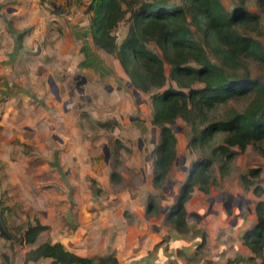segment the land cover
I'll return each instance as SVG.
<instances>
[{
  "label": "crops",
  "instance_id": "crops-1",
  "mask_svg": "<svg viewBox=\"0 0 264 264\" xmlns=\"http://www.w3.org/2000/svg\"><path fill=\"white\" fill-rule=\"evenodd\" d=\"M92 2L0 0V83L11 94L0 114L3 215L12 225L14 220L26 223L38 218L49 227L33 244L23 243L21 237H0V264L2 253L9 257L7 264H51L49 257L25 260L28 251L46 241L61 242L82 257L113 254L119 264H253L250 257L254 253L243 237H205L203 244L202 237H184L172 226L165 228L154 215H147L149 187L138 191L114 186L112 160L103 163L95 157L86 166L78 161L79 166L69 169L77 180L72 183L65 179L63 158L58 164L55 155L54 118L39 111L36 104L37 83L49 81L54 70L68 69L84 76L105 59L117 60L93 41ZM39 71L43 76L39 77ZM15 85L10 92L9 87ZM32 87L34 92L29 90ZM64 171L68 175L69 171ZM89 174L100 178L102 184L97 188L82 184L80 178ZM203 196L206 193L195 188L187 200L188 223L192 210L200 216V202L198 207L193 203ZM21 207L27 212L19 210V216L10 215L9 211ZM70 210L73 219L68 222ZM31 213L36 217L32 219ZM249 227L239 223L237 231L245 232ZM166 232L171 237H164ZM256 261L261 258L256 257Z\"/></svg>",
  "mask_w": 264,
  "mask_h": 264
},
{
  "label": "trees",
  "instance_id": "trees-1",
  "mask_svg": "<svg viewBox=\"0 0 264 264\" xmlns=\"http://www.w3.org/2000/svg\"><path fill=\"white\" fill-rule=\"evenodd\" d=\"M264 8V0H259ZM92 35L94 43L114 56L130 83L138 91L148 93L153 107L152 123L159 130L158 142L152 154V185L163 189L171 178L170 172L178 157L175 125L183 119L190 128L189 147L203 151L192 160L186 179L182 182L165 221L179 233L190 231L186 202L198 188L209 193V180L215 164L220 167L233 160L238 147L244 151L249 145L264 143V84L252 77L247 67L248 58L264 64V44L257 32L260 16L250 11L244 1L226 7L222 0H93ZM128 22L126 34L118 41L115 31ZM160 48L170 65L166 73L164 60L148 44ZM208 47L216 56L212 60ZM199 85V86H198ZM234 98L249 99L245 108L230 109L222 117H211L209 111ZM106 125V123H101ZM223 134L224 143L210 147L212 138ZM258 147V146H257ZM262 150L264 155V149ZM210 151V153H209ZM259 168L249 171L252 179L243 176L246 187L254 185L257 196L264 194V186L253 178ZM121 173H111V180L119 183ZM163 197V196H162ZM161 197V198H162ZM164 198V197H163ZM161 210L154 195L148 196L147 215ZM257 222L243 233L244 244L254 253L253 264H264V199L255 206ZM49 227L38 218L26 222L20 235L23 243L33 244ZM0 234L6 239L17 238L3 221ZM206 233L202 232L203 244ZM52 258L51 264H119L113 254L96 258L82 257L68 250L61 242L39 244L26 254V262ZM256 257L261 258L258 263ZM3 263L8 255L2 253Z\"/></svg>",
  "mask_w": 264,
  "mask_h": 264
},
{
  "label": "rangeland",
  "instance_id": "rangeland-1",
  "mask_svg": "<svg viewBox=\"0 0 264 264\" xmlns=\"http://www.w3.org/2000/svg\"><path fill=\"white\" fill-rule=\"evenodd\" d=\"M170 3H181L182 0H168ZM245 2L248 10L254 11L260 16V26L257 32L253 27L246 29L254 32L259 41L264 44V8L259 0H222L228 7H234L235 3ZM128 22L122 23L115 31L118 41L126 34ZM149 48L157 53L165 62L166 73L170 76V65L163 57L162 51L152 42ZM210 58L216 61V56L206 47ZM110 60V61H109ZM103 60L100 67L93 72L85 73L84 76L76 78V72L68 69L51 71L49 81L42 80L37 83L36 104L39 111L42 110L52 116L55 121L54 145L57 163H61L63 158L64 169H61L65 179L72 183L78 177H74L69 169L79 166L81 161L84 166L89 165V159L98 157L104 163L112 160V171L124 173L122 181L114 183V186L138 190L149 187V195H154L162 205V211L154 213V217L165 228L172 226L165 221L167 210L173 203V197L178 193L182 182L186 179L192 160L198 148L189 147L190 128L186 122L179 118L175 125L177 136L178 157L174 163L170 176L172 177L169 187L157 189L152 182V150L158 142L159 128L152 123L153 107L150 94L139 91L134 94V87L130 83V78L124 72L118 60L112 57ZM246 64L252 77L259 79L264 84V64L252 58L246 60ZM2 71L0 70V74ZM43 73L39 71V77ZM85 78L84 82L83 78ZM50 79H52L50 81ZM79 82H81L79 84ZM27 84V83H26ZM4 83H0V114L4 111L6 103L10 100V95L4 90ZM199 86V85H198ZM10 88V92L14 90ZM19 86L17 85V90ZM29 89V88H27ZM81 89L83 91H81ZM29 90L34 92L33 87ZM249 99L234 98L227 103L217 105L209 111L210 116L222 117L230 109L241 110L248 104ZM101 123H106L102 125ZM224 135L218 134L212 138L210 147L224 143ZM264 149V143L257 144ZM257 146L249 145L244 151L238 147H232L236 152L232 161L220 167V163L215 164L214 174L209 180L210 192L203 196V199L194 201L193 206H202L200 216L195 210L190 216V231L182 234L184 237H202V232L207 233L206 237H243L244 229L237 231L239 223L253 228L257 222L255 206L258 200L264 199V194L260 197L255 195L251 185L246 187V181L242 179L246 176L252 179L249 171L259 168V177L253 178L264 186V155ZM210 153V151H209ZM185 158V159H184ZM74 159L77 160L78 164ZM188 168L185 170L184 168ZM69 171L68 175L64 170ZM89 174L81 177L82 184H88L91 188L100 186L101 179L92 177ZM75 188V187H74ZM95 191V190H94ZM101 193H107L101 189ZM75 194L73 193L71 197ZM100 196V194H96ZM110 195L108 194L109 197ZM164 197V200L161 197ZM73 202V200H72ZM5 202L0 199V216L6 227L16 237H20L24 232L26 223L22 220H14L15 225L7 223L5 218ZM168 206V207H166ZM166 207V208H165ZM193 207V208H194ZM27 212L25 209H14L10 215H18V211ZM71 220L72 221V210ZM162 212V214H161ZM4 214V215H3ZM11 216L8 218L11 219ZM19 216V215H18ZM30 216L36 217L31 213ZM189 217V218H190ZM235 221V223H234ZM173 227V226H172ZM169 228V227H168ZM207 231V232H206ZM0 237L1 234H0ZM164 237H171L166 232ZM16 239V238H15ZM14 239V240H15ZM7 247V244L3 246Z\"/></svg>",
  "mask_w": 264,
  "mask_h": 264
},
{
  "label": "water",
  "instance_id": "water-1",
  "mask_svg": "<svg viewBox=\"0 0 264 264\" xmlns=\"http://www.w3.org/2000/svg\"><path fill=\"white\" fill-rule=\"evenodd\" d=\"M79 77H80L79 75L76 76L77 79H78ZM84 81H85V78H83V81H81V82H84ZM81 82H79V84H80ZM129 84H131V83H129ZM81 91H83V90L81 89ZM133 92H134V94H136V95L139 94V91H138L137 89H134ZM184 169L187 170L188 168L186 167V168H184ZM171 181H172L171 178L167 181V183H166V186H167V187H169V184H171ZM176 198H177V195L174 196V199H176ZM189 217H190V216H189ZM67 219H68V220H71V212H70V211H69L68 214H67Z\"/></svg>",
  "mask_w": 264,
  "mask_h": 264
}]
</instances>
